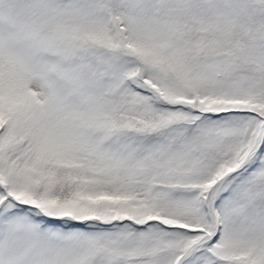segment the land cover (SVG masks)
<instances>
[{
    "label": "snow or ice",
    "instance_id": "snow-or-ice-1",
    "mask_svg": "<svg viewBox=\"0 0 264 264\" xmlns=\"http://www.w3.org/2000/svg\"><path fill=\"white\" fill-rule=\"evenodd\" d=\"M0 264H264V0H0Z\"/></svg>",
    "mask_w": 264,
    "mask_h": 264
}]
</instances>
